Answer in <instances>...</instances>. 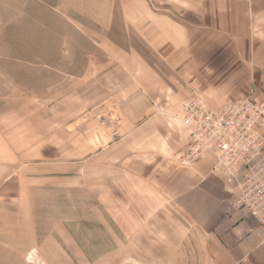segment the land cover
<instances>
[{
  "label": "crops",
  "instance_id": "0c3cea01",
  "mask_svg": "<svg viewBox=\"0 0 264 264\" xmlns=\"http://www.w3.org/2000/svg\"><path fill=\"white\" fill-rule=\"evenodd\" d=\"M108 1L91 56L59 87L35 95L13 78L0 91L12 98L0 161L12 169L20 198L29 196L26 177L35 168L80 169L124 236L171 204L201 234L209 264H264V231L246 209L231 208L214 158L197 171L178 164L189 130L176 117L197 95L209 109L226 98L264 101V0ZM25 52L15 63L62 61ZM111 111L122 115L119 129L97 120Z\"/></svg>",
  "mask_w": 264,
  "mask_h": 264
},
{
  "label": "rangeland",
  "instance_id": "374dc122",
  "mask_svg": "<svg viewBox=\"0 0 264 264\" xmlns=\"http://www.w3.org/2000/svg\"><path fill=\"white\" fill-rule=\"evenodd\" d=\"M108 2L0 0V91L11 86L13 78L21 90L35 95L48 87H59L66 73L75 72L82 66L79 61L91 56L94 42L107 23ZM25 47L37 61L44 56H62V61L49 65L15 63V55L21 59L27 55ZM11 99L0 95V127L3 110L11 105ZM194 99H201L207 107L201 96ZM237 99L257 100L264 105L263 100L247 96L226 98L219 107L207 108L218 110ZM186 101L176 114L180 121ZM108 115L100 113L94 118L100 125L105 119L116 121L119 129L121 113L111 111ZM100 136V143L107 140ZM189 136L190 130L178 164L197 171L208 155L184 164L182 156ZM79 173L75 168H35L26 177L27 200L26 196L20 198L22 192L15 188L12 169L0 161V264H209L201 234L181 209L166 204L135 233L124 236L97 201L91 177L82 180ZM226 181L229 205L241 208L236 206L239 192ZM33 244L35 254L29 253ZM30 256L34 258L28 259Z\"/></svg>",
  "mask_w": 264,
  "mask_h": 264
},
{
  "label": "built area",
  "instance_id": "2783aa9c",
  "mask_svg": "<svg viewBox=\"0 0 264 264\" xmlns=\"http://www.w3.org/2000/svg\"><path fill=\"white\" fill-rule=\"evenodd\" d=\"M180 118L190 130L183 163L214 156L213 172L234 184L236 206L246 208L264 231L263 103L237 99L209 110L201 99H191L183 103ZM239 167L245 172L237 178Z\"/></svg>",
  "mask_w": 264,
  "mask_h": 264
},
{
  "label": "bare ground",
  "instance_id": "6f19581e",
  "mask_svg": "<svg viewBox=\"0 0 264 264\" xmlns=\"http://www.w3.org/2000/svg\"><path fill=\"white\" fill-rule=\"evenodd\" d=\"M34 257L33 256H30L28 259H33Z\"/></svg>",
  "mask_w": 264,
  "mask_h": 264
}]
</instances>
